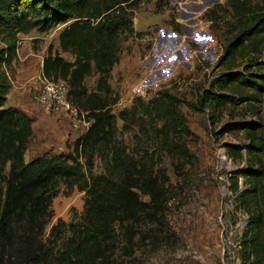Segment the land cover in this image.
<instances>
[{
    "label": "trees",
    "instance_id": "obj_1",
    "mask_svg": "<svg viewBox=\"0 0 264 264\" xmlns=\"http://www.w3.org/2000/svg\"><path fill=\"white\" fill-rule=\"evenodd\" d=\"M134 0H0V264H107L106 245L119 229L129 246L135 222L143 215L155 219L166 206L163 186L157 177L145 175L116 141L117 116L112 106L119 95L110 84L118 64L122 39L139 35L133 28ZM231 12L232 35L222 46L218 67L225 71L211 80L197 103L217 111L226 104L247 103L251 107L264 95V0H224ZM220 5L204 17L211 24L219 20ZM58 34L61 53L50 50L43 58L41 74L46 79L68 84L71 104L85 115L89 126L77 137L71 153L40 156L25 163L26 146L33 135L32 120L16 107H6L12 87V64L19 49V35L44 33L66 24ZM238 59H246L242 71L233 72ZM97 76L96 88L89 93L85 79ZM178 99L165 91L148 101L134 99L119 118L123 127L152 121L154 135L168 142L185 129ZM258 115V110L253 111ZM160 124V125H159ZM227 131H241L243 146H226L232 158L246 167L229 177L236 211L247 215L241 234L243 264H264V135L260 120L231 124ZM184 151L185 148H183ZM97 154L104 173L92 175ZM8 167L5 174L4 169ZM241 180V183H240ZM64 182L85 193L80 222L69 224L71 236L61 240L56 252L47 248L44 230L51 215L57 187ZM139 193L149 203L139 200ZM65 223L51 227V235L61 234Z\"/></svg>",
    "mask_w": 264,
    "mask_h": 264
},
{
    "label": "rangeland",
    "instance_id": "obj_2",
    "mask_svg": "<svg viewBox=\"0 0 264 264\" xmlns=\"http://www.w3.org/2000/svg\"><path fill=\"white\" fill-rule=\"evenodd\" d=\"M258 1L251 0L252 4ZM133 2V28L139 35L122 39L120 59L109 79L119 95L111 108L118 117L116 141L126 147V154L143 174L157 177L166 206L155 219L143 215L136 220L130 246L116 229L106 245L107 264H243L240 243L247 215L234 209L229 177L245 168L246 163L232 159L226 146H243L248 141L243 132L225 129L231 124L259 119L264 135V95L254 107L247 103L226 104L213 111L197 103L202 92L209 90L211 80L225 71L218 67V58L232 35L231 12L224 0ZM218 5L219 20L211 24L204 15ZM69 23L44 33L32 31L30 37L19 39L23 55L12 64L13 82L6 106L33 116L34 132L26 146L25 163L40 156L70 154L74 140L86 128L82 124L74 127L70 114L47 110L36 100L41 85L40 63L49 50L52 55L57 51L58 34ZM260 59L264 61V51ZM246 61L238 59L232 71H242ZM96 80L97 76L85 79L89 93L94 92ZM162 91L178 99L185 129L164 143L154 135L149 119L123 127L121 110L131 108L137 97L148 101ZM255 109L258 115L253 112ZM78 119L86 120L84 114ZM7 172L8 167L4 169ZM103 173L104 164L96 154L92 175ZM85 198L79 187L59 184L44 230L49 250L56 252L61 248L59 237L71 236L69 224L80 222ZM139 200L149 203V197L141 193ZM59 221L65 227H61V234L51 235V227Z\"/></svg>",
    "mask_w": 264,
    "mask_h": 264
},
{
    "label": "built area",
    "instance_id": "obj_3",
    "mask_svg": "<svg viewBox=\"0 0 264 264\" xmlns=\"http://www.w3.org/2000/svg\"><path fill=\"white\" fill-rule=\"evenodd\" d=\"M40 82L36 100L41 106L55 113L70 114L74 120V127L79 124L86 126V128L89 126L87 120L81 122L78 119L79 112L70 102L69 87L65 81L46 79L41 74Z\"/></svg>",
    "mask_w": 264,
    "mask_h": 264
},
{
    "label": "crops",
    "instance_id": "obj_4",
    "mask_svg": "<svg viewBox=\"0 0 264 264\" xmlns=\"http://www.w3.org/2000/svg\"><path fill=\"white\" fill-rule=\"evenodd\" d=\"M32 35V32H30L28 35H19L18 36V38L19 39H23L22 37H30ZM57 47H58V44H57ZM57 49V52H59L60 54H61V56L63 57V58H65L66 59V57H65V55L66 56H69L68 54H64V53H61L60 52V50H59V47L58 48H56ZM23 51L22 50V47L21 48H19L18 50H17V58L15 59V60H18V59H20L21 60V57H22V53L21 52ZM56 52V50H54L53 51V54ZM70 57V56H69ZM72 60V58L70 57V59L68 60V61H71ZM43 61V60H42ZM42 61H41V65H40V67L42 66ZM14 62V61H13ZM31 66V65H30ZM32 69L34 70V67H32ZM32 71V70H31ZM31 75V74H30ZM6 107H12V106H6ZM32 120H33V116L31 115V114H27ZM34 122V121H33ZM34 123H32V125H33ZM33 127V126H32ZM33 132H34V130H33ZM33 136V135H32Z\"/></svg>",
    "mask_w": 264,
    "mask_h": 264
}]
</instances>
